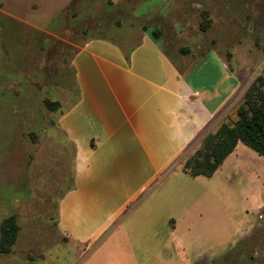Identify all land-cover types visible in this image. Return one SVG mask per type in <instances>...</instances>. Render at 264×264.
Returning a JSON list of instances; mask_svg holds the SVG:
<instances>
[{
	"label": "crops",
	"instance_id": "obj_1",
	"mask_svg": "<svg viewBox=\"0 0 264 264\" xmlns=\"http://www.w3.org/2000/svg\"><path fill=\"white\" fill-rule=\"evenodd\" d=\"M159 1L141 19L133 15L135 6L126 15L127 26L100 24L99 34L76 45L73 90L56 97L59 107L50 111L51 152L71 151L72 181L57 205V230L81 246L102 239L104 264H169L172 252L185 263L186 249L194 250L191 264L217 258V229L205 222L207 231L198 232L197 224L212 210L217 214L218 192L211 182L202 184L199 177L204 176L193 178L182 167L203 137L218 129L220 112L237 110L241 71L233 59L225 58L226 50L205 39L214 22L206 0ZM209 1L219 3L216 7L229 19L223 3ZM42 3L0 0L2 129L12 119L11 104L23 96L20 91L17 96L8 82L17 71L9 48L11 29L22 31L29 25L42 32L36 25ZM182 7L199 10V18L187 22L190 28L185 32L174 27L188 18ZM204 12L210 18L206 31L200 28ZM7 23L15 25L1 30ZM152 27L158 35L149 31ZM18 36L26 42V34ZM201 67L209 72L206 83L200 79ZM59 133L67 148L53 142ZM224 167L234 177L247 178L253 189L248 191L251 207L264 209V158L238 142L214 174Z\"/></svg>",
	"mask_w": 264,
	"mask_h": 264
},
{
	"label": "rangeland",
	"instance_id": "obj_2",
	"mask_svg": "<svg viewBox=\"0 0 264 264\" xmlns=\"http://www.w3.org/2000/svg\"><path fill=\"white\" fill-rule=\"evenodd\" d=\"M52 1L53 4L51 0H43L42 11L36 16V25L42 32L29 25L20 29L22 31L12 28L15 24H2L1 28L11 27L14 34L9 48L17 71L11 73L8 82L17 91V96L19 91L23 96L20 102L11 104L12 119L6 122V127L2 129L0 126V222L15 214L20 226L12 252L0 254V264H104L103 248H100L102 239L95 245L86 243L81 246L62 237L57 230V205L64 189L72 181L71 151L60 149L51 152L53 122L43 100L55 101L56 97L73 90L72 58L76 45L99 34L100 24L113 26L115 22L124 27L128 23L126 15L135 6L133 15L141 19V15L152 10V6L161 4L159 0ZM206 1L212 7L214 22L205 39L226 50L229 56L225 55V58L233 59L241 71L238 77L241 87L235 95L237 107L253 82L258 77L264 78V0H219L229 10V19L216 7L219 3ZM169 7L160 13L166 14ZM182 11L188 18L174 24V27L185 32L190 28L189 21L199 18V10L194 12V9L182 7ZM155 30L156 27L149 28L150 32ZM20 32L26 34V42L19 38ZM158 39L163 45V39ZM212 57L210 54L209 58ZM200 70L201 82L206 83L209 72L204 67ZM262 89L264 91V85ZM2 106L0 103V108ZM236 115V109L233 113L228 109L221 111L218 125L223 122L233 124ZM54 137L55 144H63L67 148L63 135L59 133ZM246 148L255 156L264 158ZM232 172L224 167L211 177H199L203 178L202 184L211 182L216 188L219 209L217 214L212 210L210 216L200 218L198 232L205 229L206 222L211 229H217L214 235L220 242L214 249L217 258L195 264H264V209L251 207L252 198L248 191L253 190L252 185L247 178L238 174L234 177ZM261 188L264 190L263 184ZM142 197L134 200L130 209ZM198 232L197 236H201ZM189 236L191 240L196 239L194 233ZM193 251L186 249L185 263L172 252L169 264H191Z\"/></svg>",
	"mask_w": 264,
	"mask_h": 264
},
{
	"label": "trees",
	"instance_id": "obj_3",
	"mask_svg": "<svg viewBox=\"0 0 264 264\" xmlns=\"http://www.w3.org/2000/svg\"><path fill=\"white\" fill-rule=\"evenodd\" d=\"M210 26L207 13H202L200 28L206 31ZM156 34V32H155ZM158 35V34H156ZM264 78L258 77L244 95L238 106L237 120L233 124L223 122L214 133L206 134L200 147L186 160L182 170L191 177H211L231 154L238 142L264 156ZM44 107L54 111L59 104L43 100ZM264 184V181H263ZM20 226L17 216L10 214L0 222V254H10L16 244Z\"/></svg>",
	"mask_w": 264,
	"mask_h": 264
}]
</instances>
